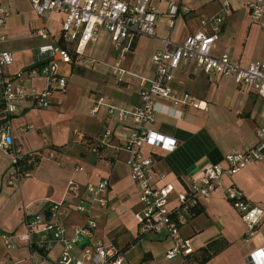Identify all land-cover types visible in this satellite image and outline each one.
Here are the masks:
<instances>
[{
    "label": "crops",
    "instance_id": "crops-1",
    "mask_svg": "<svg viewBox=\"0 0 264 264\" xmlns=\"http://www.w3.org/2000/svg\"><path fill=\"white\" fill-rule=\"evenodd\" d=\"M180 1L189 10V14L174 18L170 17L164 0L152 1V5L157 9L155 37H138L122 63V69L130 75L127 78L135 79L136 82L135 95L131 93L130 102L114 100L110 102L100 98L101 100L96 99L90 103L86 95L82 96L77 91L78 88L70 87L67 94L75 91L73 93L77 98L80 97L87 102L84 116L87 120L92 118L91 124L96 125L95 131L87 130V125L85 130L73 128L76 123L74 111L79 105L78 99L76 98L75 104L68 105L65 101L67 98L60 97L65 94L54 93L50 108L40 112L44 116L54 114V120L50 117V120L46 119L45 124H40L43 127L39 129L41 140H38L34 132L22 137L18 127L32 124L29 123V118L37 114L29 104L22 105L20 114L12 120L16 144L22 153L41 151L46 154L51 149H58L56 152L58 159L41 158L27 178L10 187L7 185V174L11 168L10 158L0 149V264L5 261L32 264L29 259L30 253L25 247L7 254L1 235L23 231L24 215L33 213L37 203L75 202L69 190L70 183L83 191L86 184L95 183L99 179L109 181L107 199L116 205V209L102 215L95 242L123 252L122 264H246L247 257L264 247V223L259 225L254 236L248 239L240 215L225 196V190L233 185L242 192L247 201L264 209V160L247 165L231 177H222L221 186L210 198L200 202L199 209L181 228V235L190 240L193 252L169 261L165 254L172 241L164 235L141 233L134 219V213L139 209V205L136 187L129 177L126 154L107 147H99L96 140L89 147H85L81 142L77 144L80 149L77 150L75 145L76 152H71L74 157L78 156L74 159L72 168L71 156L62 151V147L68 144L77 131L97 134V137L105 128H109L117 131L114 143H119V139L124 137L126 131L118 125L114 116L108 115L109 109H129L138 101L137 82L153 77L150 59L154 53L162 50V40L169 39L174 44H182L189 36L198 32L200 20L212 18L221 9V0ZM1 4L11 13L4 28L0 30V35L5 38L4 42L0 43V50L9 51L13 56V64L5 70L6 73H16L34 66L37 62L36 50L46 44L61 47L60 43L64 42L61 34L63 14L49 11L37 15L27 0H1ZM171 19L172 26L169 23ZM41 30L48 33L47 41L35 35ZM140 39H153L157 43V49L152 53L145 70L138 66L139 64L133 63ZM66 45L71 47L70 44ZM93 51H99L107 58L108 62H103L104 67L101 70L112 77L110 68L114 63L115 53L107 33L101 32L96 43L87 45L83 57L89 58ZM223 54H228L230 60L241 68L255 61H264V17L260 23H251L243 0H231L230 11L225 17L222 31L212 52L215 57ZM79 64L80 62L76 60L71 65L61 66L62 72L67 75V84L69 76L71 79L75 77L73 71H83L74 67L80 66ZM174 75L175 88L188 94L185 80L189 81L196 76V80L200 82L196 81L194 86L205 85L204 93L199 98L195 97L202 103V108L200 110L181 108L165 101H158L164 111L157 115L153 130L175 139L177 147L171 152L145 149L143 153L155 157L153 168L155 176L159 173L164 174V178L158 182L159 186L170 185L174 193H186L191 180L198 175L202 167L208 164H223L225 155L250 148L256 143L257 130L264 123V101L242 86L236 85L229 78L195 72L193 65L179 69ZM36 81L25 83L35 87ZM226 82H231L234 88L242 93L239 106L232 110L223 107L219 109L217 96H208L210 89L218 90ZM167 108L171 109L168 111ZM94 109H97V112L92 113ZM97 116L99 119L96 121ZM35 121L38 122L37 119ZM52 126L57 129L52 131ZM44 128L47 129L46 133L44 131L42 133ZM32 138L38 142L34 144ZM173 203L172 198L171 204ZM81 222V217L68 216V229ZM57 253L58 249L47 256L50 264H56Z\"/></svg>",
    "mask_w": 264,
    "mask_h": 264
},
{
    "label": "built area",
    "instance_id": "built-area-1",
    "mask_svg": "<svg viewBox=\"0 0 264 264\" xmlns=\"http://www.w3.org/2000/svg\"><path fill=\"white\" fill-rule=\"evenodd\" d=\"M27 1L37 15L49 11L63 14L62 39L71 45L76 57L83 55L87 45L96 43L101 32L107 33L115 53L110 74L119 81L129 74L122 69V63L135 40L141 36L155 37L157 9L152 5L153 0ZM164 1L171 18L189 14L180 0ZM243 4L249 12L250 22L260 23L264 17V0H243ZM230 8L231 0H221L220 11L208 20H200L198 32L182 44H174L169 39L162 40V50L154 53L150 59L153 77L141 79L138 83V101L129 109L113 108L108 111V115L114 116L118 125L125 129L124 137L119 139V143H114L117 131L105 128L96 140L99 147L126 154L129 177L136 187L139 205L134 219L141 233L164 235L172 241L165 254L169 261L193 252L190 240L181 235V228L199 209L200 202L210 198L221 186L222 177H231L247 165L264 160L262 123L252 147L225 155L223 164L205 165L191 180L186 193H174L172 186L158 185L164 174L155 176V157L143 153L145 149L171 152L177 147L175 139L153 130L157 115L164 111L158 101L181 108H202L197 98L175 88L174 74L181 68L193 65L195 72L229 78L264 101V61H255L241 68L230 60L228 54L219 57L212 55ZM10 15L0 0V30ZM169 23L172 26L173 20ZM35 35L41 40L49 39L48 33L42 30ZM4 40V36L0 35V43ZM35 53L37 62L34 66L9 74L5 70L13 64L12 53L0 50V149L8 156L10 154L11 168L7 174V185L10 187L29 176V172L23 171L18 164L20 159L27 157L29 165L41 156L15 149L12 120L20 114L24 104H29L33 109L46 110L52 105L54 93L64 95L67 75L62 72L61 66L73 62L68 49L54 44H46ZM33 80H41L43 86L35 88L25 83ZM167 109L169 111L171 108ZM95 112L97 109L92 111ZM18 130L23 137L33 132L35 126L25 124L19 126ZM57 156L54 150H50L46 158L54 160ZM109 185L107 179H99L86 184L81 191L70 183L69 190L75 202L37 203L33 213L24 215L23 231L1 235L6 253L25 247L30 253L32 264H50L47 256L58 249L56 264H122L123 252L95 242L102 215L116 209V205L107 199ZM225 196L240 215L247 230L246 237H253L257 227L264 223V209L247 201L233 185L225 190ZM70 215L81 217L82 222L74 224L69 230L67 219ZM1 264L17 262L5 261ZM246 264H264V247L247 257Z\"/></svg>",
    "mask_w": 264,
    "mask_h": 264
},
{
    "label": "rangeland",
    "instance_id": "rangeland-1",
    "mask_svg": "<svg viewBox=\"0 0 264 264\" xmlns=\"http://www.w3.org/2000/svg\"><path fill=\"white\" fill-rule=\"evenodd\" d=\"M156 45L157 43L153 39H140L138 43V51L134 55L133 63L139 64L138 66H141V68H144L143 70H145L148 60L150 59L155 49H157ZM67 48L71 49L70 46H67ZM76 60L80 62L79 64L80 66H74V67H78L77 70L82 69L83 71L82 73H79L78 71H73L72 74L75 77H73V79H71V76L68 77V84H67L68 87H67L66 93L64 96H60L61 99L62 97L67 98L65 100L66 104L73 105L76 102L77 96L75 95V93H73L75 91H71L69 94H67L71 86L78 88L77 91L82 96L86 95L90 103L100 98L104 99V101L105 99H107V101H110V102H113L112 100L116 102H122V101L130 102L131 101V93L134 94V91H136V86H135L136 82L134 81L135 79L131 80V78H127L130 76L128 74L126 75L124 80L119 81L116 78L110 77V75L108 74H104V70H101V69L104 67L103 62H108V60L106 57H104V55L102 56V53H100L99 51H93L92 54H90L89 58L87 57L84 58L83 55L81 56L77 55V57L73 59V63ZM127 62L128 61H126V66H127ZM196 78H197L196 76H193L189 81L185 80V85H186L185 87L191 96L199 98V96L203 94L205 91V85L203 84V85L194 86V84L197 83L196 81L200 82V80H196ZM34 85L36 88H40L42 85V81L37 80L34 83ZM137 87H138V82H137ZM208 96L209 97L217 96V101H218V104L220 105V107H218V105L217 107L219 109L223 107V108H228L229 110H232V109H235L237 106H239V101L242 97V93L238 92L234 88L231 82H226L218 90L210 89V92H208ZM77 99H78L79 105L77 104L78 106H76L75 111H74V115H75L74 122L76 123L72 127L78 130H85V126L87 125L86 127L87 130L95 131L96 125L91 124L92 118L91 120L90 119L87 120L85 119L86 116H84V112L86 111L87 102L81 99L80 97ZM35 112L37 114H34L32 116L33 118H29L30 119L29 123H32L35 126V130L33 132L37 135L38 140H41L42 137H41V132L39 131V129L43 128L41 127V125L45 124L46 119L50 120L49 118L51 117V120H54V117H53L54 114L51 113L50 116H44L40 114L41 110H37V109H35ZM93 118H95V116H93ZM96 118H97L96 119L97 121L99 117L97 116ZM35 119H37L38 122L35 121ZM51 129L53 131V130H56L57 128L55 126H52ZM46 130H47L46 128H44V130L42 129V133L43 131L46 133L47 132ZM33 132H30V133H33ZM77 132L78 133L73 135V137L70 139L68 144L62 147V151L66 152L67 156H71L70 167L72 168H73L74 159L78 158V156L74 157L73 154L71 153V152H76L75 145H77L78 143L81 144L82 142L85 147H89V145L92 142L100 138V134L96 137L97 134L93 135L91 133H85V132H80V131H77ZM31 140L32 142H34V144L38 142L37 139L35 138H32ZM18 148L20 147L15 142V149H18ZM76 148L77 150H79L80 146L77 145ZM44 157L45 158L47 157V153L46 154L41 153V156L39 159L44 158ZM57 159L58 157L55 160ZM10 166H11V163H10Z\"/></svg>",
    "mask_w": 264,
    "mask_h": 264
},
{
    "label": "trees",
    "instance_id": "trees-1",
    "mask_svg": "<svg viewBox=\"0 0 264 264\" xmlns=\"http://www.w3.org/2000/svg\"><path fill=\"white\" fill-rule=\"evenodd\" d=\"M60 45H61L62 48H64V49H68V50H69V52L71 53L72 59H75V58H76V55H75L74 53H72L71 49L67 48V45H66L64 42H61ZM81 72H82V71L79 70V73H81ZM51 150H54L55 152L58 151V149H51ZM41 153H42V152L40 151V152H37L36 154H37V155H41ZM34 162H35V163H33V164H29V165H28V164H27V157H24V158L20 159V161H19L18 164H20V166L22 167V170H23V171H28V172H30V171L33 170V168H34L35 166L38 165V163L40 162V159H39V158H36Z\"/></svg>",
    "mask_w": 264,
    "mask_h": 264
}]
</instances>
